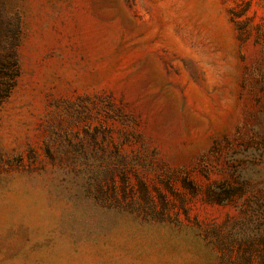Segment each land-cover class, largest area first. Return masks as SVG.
<instances>
[{"label": "rangeland", "instance_id": "obj_1", "mask_svg": "<svg viewBox=\"0 0 264 264\" xmlns=\"http://www.w3.org/2000/svg\"><path fill=\"white\" fill-rule=\"evenodd\" d=\"M9 5L23 32L0 110V264H264V0ZM185 175L235 196H193Z\"/></svg>", "mask_w": 264, "mask_h": 264}, {"label": "trees", "instance_id": "obj_2", "mask_svg": "<svg viewBox=\"0 0 264 264\" xmlns=\"http://www.w3.org/2000/svg\"><path fill=\"white\" fill-rule=\"evenodd\" d=\"M246 9L247 8H245V10ZM233 11L235 15H241L240 12H236L235 10ZM22 32V20L20 14L14 12L10 8L9 0H0V110L7 98L11 95L12 91L14 90L17 80L21 73L18 48L21 42ZM66 113L67 117H69L70 119L76 118L77 122L86 119L85 117L90 115V112L88 113V108L82 106L79 103L67 107ZM86 129V132H90V138L94 142L97 141V139L99 138V128L96 126L93 130H90V128L88 127ZM59 130H61L59 124H52L50 126V135L48 140L46 141V147L47 153L51 157H54V154L51 150V145L54 141L60 139V134L58 133ZM64 131L66 132V128ZM87 134L89 135V133ZM86 139L87 138L82 137L80 141H78L79 145H84V141ZM105 145L108 146L107 143H105ZM108 148H114L111 149L113 150L112 153H115L120 156V145L114 144L113 147ZM204 162L203 171L205 172V175L209 177L210 169L208 168L207 161ZM109 171L110 172L106 174L107 180L110 179L113 184H116V169H112ZM183 179V187L188 192H190V194H192L193 196H197L203 193L206 201L211 203H229L232 201L236 193L229 185L213 182L208 184L205 188H202L197 183L190 180L188 175H185ZM139 185L143 195L145 196V199L150 203H155L156 201L152 196L148 184L144 181H140ZM245 260L248 261L247 264L250 263L249 259H247L246 257Z\"/></svg>", "mask_w": 264, "mask_h": 264}]
</instances>
